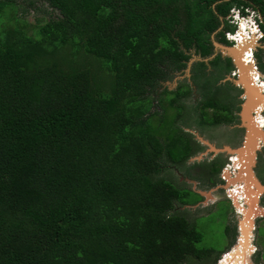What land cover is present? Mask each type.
I'll use <instances>...</instances> for the list:
<instances>
[{
	"label": "trees",
	"instance_id": "obj_1",
	"mask_svg": "<svg viewBox=\"0 0 264 264\" xmlns=\"http://www.w3.org/2000/svg\"><path fill=\"white\" fill-rule=\"evenodd\" d=\"M16 1L0 0V264H214L226 248L197 246L201 232L174 209L200 196L160 175L189 154L191 135L175 123L187 86L164 103L168 120L163 103L146 112L148 93L165 68L184 66L189 47L210 53L232 5L258 10L264 44V0H38L55 13L30 26ZM21 1L22 12L41 8ZM66 46L107 74L64 59ZM198 104L222 107L211 95ZM206 119L195 122L236 117ZM224 232L233 239L234 227Z\"/></svg>",
	"mask_w": 264,
	"mask_h": 264
},
{
	"label": "flooded vegetation",
	"instance_id": "obj_2",
	"mask_svg": "<svg viewBox=\"0 0 264 264\" xmlns=\"http://www.w3.org/2000/svg\"><path fill=\"white\" fill-rule=\"evenodd\" d=\"M248 8L249 6H230L227 10V13L223 17H218L220 20L219 25L209 34L208 39L210 41V53L206 56H201L198 51H195L193 46L189 47L187 51H184L188 55V58L184 61V66L179 69L165 68L167 75L158 78L156 80V86H154L149 91L148 96L151 98V106L149 108H151V110H155L159 114L160 106L158 107V104L161 105V103L167 102V98H169L171 93L176 91L179 85L182 84L184 86L183 88H186L187 86V93L180 96V101L183 105V115L182 118H177L175 121L176 124L180 119H184V121H186L184 118V113L187 111H185L186 109L183 103L191 101L190 99L195 100L198 98L196 104H194L195 112L193 111L191 113V123L193 124L192 127L194 128L193 130L198 134V138L195 137L197 140L190 133L193 131L192 129H189V127L186 125L181 126L180 124H177L184 132H187L191 135V137L188 138L189 147L187 151L189 154H186L182 161L169 163V165H166L165 168L160 171V173L165 170H172L176 172L175 175L177 173H181L183 178L190 179L193 177L190 180L194 179L197 184L202 182V180H205L209 183L207 188L208 190L216 188V190L220 189L222 192L221 186L224 184V180L220 176V173L223 167L231 164V158L233 157V155L225 153L222 148L224 146L236 148L238 145H240L244 133V127L239 125L240 122L237 116L239 105L242 101V90L239 86L232 83L231 79L234 78L233 67L231 66V68H227V64L225 62L227 57L221 56L217 50L214 49L212 41L214 40L222 45H232L234 43L235 36H237L236 33L240 28V21L244 22L238 17L248 16L247 13L250 12L248 11ZM255 17L257 19L256 22H258L259 12L257 9H255ZM248 31L249 30L246 29V31L243 32L248 33ZM218 32L222 33L223 41H226V43L218 40ZM212 35L215 36L214 39H212ZM260 44L263 43L260 42ZM258 49L261 50L259 53L260 57L261 54L264 53V49H262V47H258L253 51L252 57L255 59L256 66L259 69L257 59L255 57V53ZM215 56H218L217 60L214 59ZM199 62L202 63V66L197 64ZM186 68L187 73L184 72ZM194 71H196V74H194ZM203 81L207 82V86L205 88L201 85ZM163 90L168 92V95L163 93ZM205 95H211L214 100L221 103L222 107L214 109L212 107L213 105H207L204 106L203 109H200L198 103L200 99L205 97ZM218 110H220L222 113L235 115L236 119L229 122H217L211 126L208 124L195 122V120L198 119V114H203L204 118L206 119V117H209L210 114ZM261 114L264 116V109L261 111ZM223 126H227L226 130L222 128ZM262 128L264 129V122L262 124ZM227 134H229L227 138L230 140L224 141L223 144L220 143L219 139L221 140V137ZM224 139L226 138H223V140ZM217 149L219 151H217ZM262 151H264V142H261L258 149L256 150L255 162L252 167L255 177L261 183L264 182V178L259 176V172L264 171V154H261ZM258 155L261 157V160L258 159ZM212 162L216 164L215 170L209 173L208 170ZM202 166H204L203 173L199 169ZM258 168L261 170L259 171ZM191 190L194 191L193 189ZM197 199L200 200V197ZM197 199L194 202L185 205H192L198 201ZM218 201L219 200L215 202ZM259 203L264 204V189L260 195ZM263 221L264 218L256 219V222H261V224L255 225V236L258 235L259 229L264 227ZM256 250L257 247L255 246V251L252 254V258H256L257 254L254 255Z\"/></svg>",
	"mask_w": 264,
	"mask_h": 264
},
{
	"label": "water",
	"instance_id": "obj_3",
	"mask_svg": "<svg viewBox=\"0 0 264 264\" xmlns=\"http://www.w3.org/2000/svg\"><path fill=\"white\" fill-rule=\"evenodd\" d=\"M258 34H261L259 30L252 26L242 42L236 39L237 36L232 45L212 41L214 49L221 56L229 58L234 72L231 81L242 90L237 116L239 125L244 127L240 145L236 148H222L225 153L233 155L231 164L222 168L220 176L224 180L221 186L222 196L226 197L233 209L235 235L233 243L218 255L215 264L222 261L221 264H256L251 259L255 251L254 222L258 218H264V204H260L258 199L264 189V182L261 183L252 170L256 150L264 142V116L261 114L264 109V85H261L264 75L258 71L252 57L256 48L264 46L258 42ZM184 72L187 73V68ZM250 72L256 73L254 78L249 75ZM189 182L194 187V182ZM193 190L198 195L209 197L207 199H215L212 195H207V191Z\"/></svg>",
	"mask_w": 264,
	"mask_h": 264
},
{
	"label": "rangeland",
	"instance_id": "obj_4",
	"mask_svg": "<svg viewBox=\"0 0 264 264\" xmlns=\"http://www.w3.org/2000/svg\"><path fill=\"white\" fill-rule=\"evenodd\" d=\"M36 1H37L36 2L37 4L39 3L41 4V8L39 9H29L28 8L26 12L21 11L20 4H22V1L21 0L16 1L17 3L15 6L16 15L19 18L23 19L25 23H28L29 26L34 25L35 22H38L39 20H41L40 23L45 21L48 17V11H52V14L55 13V10L47 7L45 2L38 1V0ZM29 26H27L28 32L30 31ZM214 38L215 36L212 35V39ZM262 49H264V46L262 47ZM71 50L73 51V49ZM61 54H62L61 56L67 61L79 62L84 65L92 66L95 69L93 74L96 79H102L103 76L107 74L106 71L102 67L101 68L99 67L100 64L97 63L92 56L85 54L82 51V49H78L73 55L71 54L72 56H70V46H66L63 49ZM262 54H261L260 59L264 63V53ZM258 71L261 72L262 75H264V69H258ZM190 100L191 101L189 102L183 103L186 109L185 111H187L184 113V118L186 119V121H184V119L182 120L180 119L177 122V124H180L181 126L186 125L187 127H189V129L193 130L194 128L192 127L193 124L191 123L192 122L191 113L194 111V104H196V101L198 100V98H196L195 100L194 99H190ZM164 108L166 110V117L170 116V114L172 113L171 109L168 106H165ZM146 112L156 113V111L151 110V108H148ZM170 118L171 116L167 117V120ZM226 127L227 126H223L222 128L226 130ZM190 133L192 136H194V138L195 137L198 138L197 137L198 134L196 131L193 130ZM228 136L229 134L224 135L223 137H221V140L219 139V142L223 144L224 141L230 140L229 138H227ZM223 138H226V139L223 140ZM261 154H264V151H262ZM257 157L259 160H261V157L259 155ZM263 163H264V160H263ZM259 164H262V163H259ZM166 165H169V162L166 161L165 166ZM165 166L163 168H165ZM203 167L204 166L199 168L202 171V173H203ZM258 170L260 171L261 169L258 168ZM175 173L176 172L172 170L171 171L165 170L161 172L160 175L164 178L171 180L174 184H178L179 186H184L190 189H198L202 191H207L208 192L207 195L208 194L212 195L211 196L212 198L215 197V199L212 200V199H207L209 198L207 196L199 195L200 200L197 199L198 201L192 205H181V204L175 203L176 205L174 206V209L179 211L181 214H183L187 218V221L189 222V224H192L197 230L201 232L202 237H201V240L197 243V246L211 247L214 253H219L225 248L227 249L233 243L234 239L231 238L232 234L229 233L230 241L228 240V236L224 232V227L225 225H227L228 227L231 228L235 226V224H233V218H234V215L232 214L233 210L231 209L230 204L228 203V200L226 199V197L222 196V192L220 191V189L216 190V188H212L208 190L207 188L209 186V183L205 180H202V182H199L197 184L194 179L190 180L193 177H191L190 179L183 178L181 173H177L176 175ZM259 176L261 178H264V171L259 172ZM189 181L194 182L195 184L194 187H193V184L190 183ZM217 200L219 201L215 202ZM225 205L227 207L226 211H225ZM254 224L258 225V224H261V222L258 223L255 221ZM254 234H256L255 231H254ZM253 243L257 247V250L254 254V255L257 254V256L256 258H251V259L256 264H264V227L262 229H259L257 236L254 235ZM204 262L205 261H199L193 258H188L182 264H206Z\"/></svg>",
	"mask_w": 264,
	"mask_h": 264
},
{
	"label": "clouds",
	"instance_id": "obj_5",
	"mask_svg": "<svg viewBox=\"0 0 264 264\" xmlns=\"http://www.w3.org/2000/svg\"><path fill=\"white\" fill-rule=\"evenodd\" d=\"M248 11H250V12H248L247 13V15L249 14L255 21L257 20L256 19V17H255V9L253 8V7H250L249 6V8H248ZM243 15V14H242ZM261 21V16H260V14H259V17H258V23ZM245 24H248V21H245ZM257 29H259V32L261 33L260 35H258V42H259V39H260V37L262 36V32H261V30H260V28H259V26L257 27ZM260 43V42H259ZM259 198H260V196H259ZM258 198V199H259ZM229 203V202H228ZM230 207H231V205H230ZM231 209H232V207H231ZM233 210V209H232ZM233 224H234V218H233ZM234 227V235H235V226H233ZM234 235H233V239H234ZM254 244V243H253ZM220 254V253H219ZM218 257V256H217ZM217 260V259H216ZM216 260H215V262H216ZM215 262H214V264H215Z\"/></svg>",
	"mask_w": 264,
	"mask_h": 264
},
{
	"label": "built area",
	"instance_id": "obj_6",
	"mask_svg": "<svg viewBox=\"0 0 264 264\" xmlns=\"http://www.w3.org/2000/svg\"><path fill=\"white\" fill-rule=\"evenodd\" d=\"M237 13H239V12H237ZM238 18H241V20H243L244 23H245V21H248V24H245L246 28L243 31H246V29H248V30L251 29L252 26H255L256 30H257L258 22H256L249 14H248V16H242V17H238ZM240 23H241V21H240ZM248 33H249V31H248ZM235 38H236V36H235Z\"/></svg>",
	"mask_w": 264,
	"mask_h": 264
},
{
	"label": "bare ground",
	"instance_id": "obj_7",
	"mask_svg": "<svg viewBox=\"0 0 264 264\" xmlns=\"http://www.w3.org/2000/svg\"><path fill=\"white\" fill-rule=\"evenodd\" d=\"M245 28H246L245 23H244V22H241V23H240V31H238V35H237L238 38H236L237 40H240L241 42L243 41V38H244L247 34H249V33H247V32H246V33L243 32V29H245ZM247 55H248V54H247ZM255 74H256V73H253V72H250V73H249V75L252 76L253 78L255 77V76H254ZM257 75H258V73H257ZM252 80H253V79H252ZM261 85H264V83L262 82ZM225 261H227V260L225 259ZM222 262H223V261H222ZM222 262H221V263H222ZM221 263H220V264H221Z\"/></svg>",
	"mask_w": 264,
	"mask_h": 264
}]
</instances>
